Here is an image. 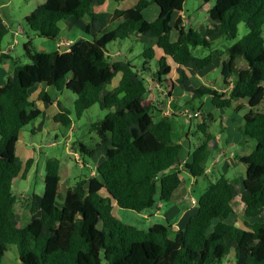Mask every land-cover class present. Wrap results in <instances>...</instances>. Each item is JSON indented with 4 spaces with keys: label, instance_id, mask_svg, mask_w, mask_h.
I'll use <instances>...</instances> for the list:
<instances>
[{
    "label": "trees",
    "instance_id": "obj_1",
    "mask_svg": "<svg viewBox=\"0 0 264 264\" xmlns=\"http://www.w3.org/2000/svg\"><path fill=\"white\" fill-rule=\"evenodd\" d=\"M203 1H215L204 34L186 29L181 16L173 22L186 0H137L127 10L114 11L113 19L122 22L105 33L106 24L96 8L107 0H45L25 17L29 29L42 38L56 40L62 21L85 17L90 18L86 32L95 35L93 41L73 43L52 53L39 52L26 43L30 64L14 65L12 74L0 83V264L9 245L17 247L22 264H102L103 260L106 264H219L231 253L236 264H264V220L245 221V228L227 222L235 214L232 202L236 197L244 203L245 219L264 215V0ZM153 4L159 13L148 21L144 11ZM241 23L248 33L227 49L222 61L226 88L235 76L229 93L206 85L196 87L193 81L219 55L213 51L198 57L195 49L211 50L220 38H235ZM8 31L0 17V41ZM133 35L155 40L154 45L144 46L141 65L129 58L109 57V44L131 40ZM152 61H156L155 68ZM118 75L119 83L109 89ZM146 78L168 100L180 89L192 99L210 97L217 109L246 101L250 110L243 116V131L256 141L252 152L239 157L246 166L242 192L233 180L220 176L197 200L198 210L187 225L173 237L169 224H154L148 230L123 224L113 215V205L142 213L169 203L182 184L178 166L194 178L207 176L203 164L215 149V138L208 125H198L204 138L197 147L191 146V162L181 164L183 145L172 140L170 118H154L160 104L150 94ZM41 84L74 93L73 112L78 119L96 104L110 111L94 128L99 138L95 147L78 143L84 156H100L104 161L95 177L81 178L62 197L60 161L48 159L44 193L33 195L30 209L39 215L23 227L17 219L18 199L12 185L21 174L26 177L34 160L24 162L16 147L23 130L42 115L30 100V92ZM38 99L49 105L55 101L44 90ZM57 107L52 121L72 127L73 112L60 101ZM206 114L213 119L211 113ZM102 190L108 195L103 196Z\"/></svg>",
    "mask_w": 264,
    "mask_h": 264
},
{
    "label": "rangeland",
    "instance_id": "obj_2",
    "mask_svg": "<svg viewBox=\"0 0 264 264\" xmlns=\"http://www.w3.org/2000/svg\"><path fill=\"white\" fill-rule=\"evenodd\" d=\"M44 2L45 0H0V17L9 30L8 34L0 41V82H5L8 76L12 74L14 65L30 64L24 50V45L28 42H31L32 47L39 52L52 53L61 50L58 45L61 38L72 39L74 43L94 40V33H84L81 30L82 22L75 18H69L60 23L61 34L56 40H50L35 35L29 29L25 17ZM214 4L215 1L205 3L203 0H186L182 10L185 16L184 23L186 29L193 28L199 31L200 34H204L206 28L210 25L208 13L213 8ZM150 7H152L150 11L157 8L155 4ZM179 15V13H175L173 15V20L175 21ZM148 16L149 15H146L147 18ZM22 30L24 32H22ZM247 33L248 28L246 24L241 23L235 38L222 37L214 43L211 50L203 48L195 49L194 53L198 57H205L213 51L219 56L216 57L205 72H201L197 76L193 84L196 87L206 85L222 91L227 90L228 93L231 86L226 88L227 86L223 83L221 75L222 61L228 56L227 49L241 40ZM175 34L176 33H174V35ZM262 35L264 39V26ZM99 37L98 35L97 38ZM144 46L142 40H118L109 44L107 46V51L109 57L129 58L133 60L136 65H141L144 60L142 57ZM169 62L175 69L176 65L172 60H169ZM241 62L242 61L239 60L237 66L240 65ZM151 64L152 67L155 68L156 61H152ZM174 75H176L175 71ZM234 77L230 82H233ZM118 78L119 76L113 80L114 83H112L109 89H113L117 86L116 83ZM145 81L149 87L150 94L156 96L160 104L159 110L153 112L154 118L157 120L160 118H170L169 120L173 125V142L181 143L183 148H186L181 157V164L184 162H191V146L192 148L197 147L204 138V134L200 132L198 125L202 123L208 125L209 133L215 138V149L209 154L208 159L203 164V167L209 172L207 176L194 178L188 173L184 166H178V169L181 171L180 177L182 179L180 191L186 189L188 192L183 198L184 202L189 201V203H187L188 205L197 206V200L200 196L207 190L211 183L216 182L222 175L233 180L242 192L243 182L246 178V166L239 161V157L249 154L256 146V141L250 137H246L243 131V116L250 110L247 102L237 100L234 101L231 108L217 109L211 105V101L208 97L192 99V97L186 93H184V96H181L183 92L178 89L173 94L170 103H168V98L157 89L152 81L148 78H146ZM36 88L30 92V100L34 98L31 101H37L38 104L40 103L39 108L42 110V115L38 119L32 121L23 130L16 147L18 157L24 162L33 159L34 163L26 177H22L21 174L13 181L12 185L13 192L18 199L16 207L17 219L21 222L23 227H26L39 215H33L30 209L33 195H42L44 193L45 165L48 159L55 158L60 161V192L62 197L68 190L72 189L81 178L96 176V169L98 165L104 161V158L100 156L94 158L84 156L80 152L78 143L81 142L90 149L94 148L99 141L94 128L100 124L108 113H110L108 110H102L100 106L96 104L78 119L73 112L76 95L68 90L57 92L55 89L49 88V94L54 97H59L62 106L73 112L71 116L73 121L72 127H63L60 124L54 123L52 118L47 117L51 106L39 100L38 96L35 97ZM40 92L41 90L39 93ZM187 108L200 111L201 117L198 119H189L188 117L182 116L180 114L181 111ZM167 110L174 111L177 115L174 117H165L164 112ZM207 112L213 115V119L206 116ZM229 133H242L243 138L233 142L229 137ZM188 147L189 150L187 149ZM223 151H225V153L221 154ZM216 158L218 161L214 162ZM241 192L239 195H241ZM101 194L103 196L108 195L105 190H102ZM236 198L232 202L235 214L227 220L228 223L235 224L240 228H245V221L254 223L264 220V215L254 219H245L244 203L240 202V200L236 201ZM59 205H61L60 201ZM150 211L151 210H146L145 214H148ZM112 213L123 224L134 227L138 226L137 222L140 220V215L138 216V213L121 209L117 207L116 204L113 205ZM150 220L152 223L167 224L166 221L157 216H151ZM169 235L173 237L175 235L174 231L170 230ZM2 264H22L19 259L18 249L15 245H9L2 260ZM102 264H106V262L103 260ZM219 264H236L233 253L223 259Z\"/></svg>",
    "mask_w": 264,
    "mask_h": 264
},
{
    "label": "crops",
    "instance_id": "obj_3",
    "mask_svg": "<svg viewBox=\"0 0 264 264\" xmlns=\"http://www.w3.org/2000/svg\"><path fill=\"white\" fill-rule=\"evenodd\" d=\"M136 1L137 0H131V1L125 0L122 3H117V2H115V0H107L105 5H103L102 7L96 8V11L101 15L102 21L106 24V26L102 32L105 33V32L114 30L122 22V19H118V20L113 19V13L115 10H127ZM150 8H152V7H149L144 11V16L148 21H154L158 16L159 9L157 7L155 10L152 9L150 11ZM177 13H179L180 14L179 16L182 17L183 25L185 26V23H184L185 16L183 15L182 12H177ZM146 15H149L148 18L146 17ZM78 21L82 22L81 30L84 33L88 34L86 32V28L90 24V18L85 17V18L80 19ZM173 22H175V21L173 20ZM96 28L97 29L101 28V22H99V21L96 22ZM94 35H95V33H94ZM96 37H98V35ZM173 38L175 39L176 36L174 35ZM133 39L139 40V41L142 40V42H144V45H147V44L154 45L155 44V40H152V39L147 38V37H140V36L133 35ZM61 43H63V44H61ZM73 43L74 42L72 39L61 38L58 42V45L60 46L61 50L63 48V51H64L67 48V46H69ZM160 55H161V53H158V56H160ZM118 58H121V57H118ZM205 71L206 70H204L203 72H205ZM118 76H119V78L117 79L116 84H118L120 79H121V75H118ZM0 83L3 84L4 82L3 83L0 82ZM39 86L40 87L37 86L38 88H36L37 90L35 92L36 93L35 97L39 96L38 94H40L39 93L40 90L41 91L44 90L49 94V87H47L43 84H41ZM224 91L227 93V90H224ZM181 96H184V94H181ZM51 97L55 101L52 105H50L51 106L49 109L50 112L47 114L48 118H52L54 115H56V113L58 112L57 101H60L59 97H57V96H55V97L51 96ZM172 98H173V96L168 100V103H170ZM208 98H209V100L211 99L210 97H208ZM32 99H34V98H31V100ZM33 102H35L37 104V106L39 107L40 103L38 104L37 101H33ZM239 104H241V103H239ZM229 137L233 142H235L237 139H242L243 135H242V133H229ZM246 137H248V136H246ZM189 147H190V145H189ZM189 147L187 148L188 150H189ZM183 150H184L183 152H185L186 148H183ZM223 153H225V151H223L221 154H223ZM216 159L214 162H216L218 160V159L217 160ZM219 162H220V160H219ZM181 186H182V184H181ZM180 187L173 194L172 200L169 203H159L157 205V207L155 209H151V211L148 214H145L146 210L143 211L142 213H138V216L140 215V220H138V222H137L138 226L136 228L142 229V230H148L154 224H158V223H152L150 220V217L151 216H154V217L157 216V217H160V219L166 221L167 224L171 225L174 233H176L180 229H183L187 225L190 217L197 212L198 207L194 206V205L191 206L190 204L188 205L187 203H189V201L184 202L183 198L188 192L186 191V189L180 191V189H181Z\"/></svg>",
    "mask_w": 264,
    "mask_h": 264
},
{
    "label": "built area",
    "instance_id": "obj_4",
    "mask_svg": "<svg viewBox=\"0 0 264 264\" xmlns=\"http://www.w3.org/2000/svg\"><path fill=\"white\" fill-rule=\"evenodd\" d=\"M61 44H63V43H61ZM230 86H231V88L233 87V83L232 82H231V85ZM182 94H184V93H182ZM180 114L182 116L188 117L189 119H198V118L201 117L200 111H196L195 109H192V108L184 109L183 111H181ZM174 115H177L174 111H168L167 110V111L164 112V116L165 117H173Z\"/></svg>",
    "mask_w": 264,
    "mask_h": 264
},
{
    "label": "water",
    "instance_id": "obj_5",
    "mask_svg": "<svg viewBox=\"0 0 264 264\" xmlns=\"http://www.w3.org/2000/svg\"><path fill=\"white\" fill-rule=\"evenodd\" d=\"M61 51H63V48H62ZM118 60H120V61H125V58H118ZM165 172L167 173V171H165Z\"/></svg>",
    "mask_w": 264,
    "mask_h": 264
}]
</instances>
